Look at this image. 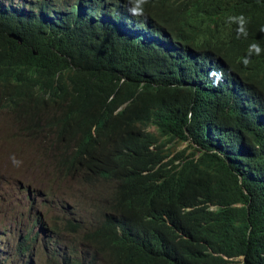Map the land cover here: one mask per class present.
<instances>
[{"label":"trees","instance_id":"1","mask_svg":"<svg viewBox=\"0 0 264 264\" xmlns=\"http://www.w3.org/2000/svg\"><path fill=\"white\" fill-rule=\"evenodd\" d=\"M98 2L0 0L2 108L95 195L52 223L69 238L45 264H264V0ZM35 239L0 264H31Z\"/></svg>","mask_w":264,"mask_h":264},{"label":"rangeland","instance_id":"2","mask_svg":"<svg viewBox=\"0 0 264 264\" xmlns=\"http://www.w3.org/2000/svg\"><path fill=\"white\" fill-rule=\"evenodd\" d=\"M39 1L4 0L7 5L26 9L31 7L30 3L38 4ZM71 1L47 0L51 5L56 4L60 10H64L69 2V5L72 4ZM0 112V256H13L17 240L31 231L32 235L36 236V241L30 253V263L45 264L43 242L49 240L52 246H65L69 238L68 234L59 230L52 233V223L61 221L63 215L68 216L77 204H90L95 195L88 193L81 184L79 168L64 175L54 160L50 159L53 156L51 151L55 149L54 146L49 148L51 136L38 129L37 133L30 129L29 134L24 132V123L16 122L13 114L2 108V103ZM53 114L51 108L42 109L38 114V124L44 125ZM186 145L187 143H179L171 150L176 153ZM107 192L109 186L104 184L102 199L107 197ZM33 219H39V225L32 227L35 222ZM41 227H46L47 230ZM75 244L76 242L70 247ZM234 262L232 264H237L238 261ZM11 264H18L17 258L11 259Z\"/></svg>","mask_w":264,"mask_h":264},{"label":"bare ground","instance_id":"3","mask_svg":"<svg viewBox=\"0 0 264 264\" xmlns=\"http://www.w3.org/2000/svg\"><path fill=\"white\" fill-rule=\"evenodd\" d=\"M113 1H114V0H113ZM188 1H189V0H188ZM190 1H191V0H190ZM192 1H196V0H192ZM116 2H117V1H116ZM84 3H85V2H84ZM84 3H83V4H84ZM92 3H93V2H92ZM95 3H96V2H95ZM98 3H99V2H98ZM98 3H97V4H98ZM114 3H115V2H114ZM88 4H89V2H88ZM235 4H236V3H235ZM89 5H90V4H89ZM93 5H95V4H93ZM122 5H123V4H122ZM162 5H163V4H162ZM232 5H233V4H232ZM95 6H96V5H95ZM163 6L165 7V5H163ZM173 6H174V5H173ZM248 6H249V5H248ZM248 6H246V7H248ZM251 6H252V5H251ZM251 6H250V7H251ZM92 7H93V6H92ZM226 7H229V6H226ZM226 7H223V8H226ZM246 7H245V8H246ZM250 7H249V8H250ZM84 8H85V7H84ZM95 8H96V7H95ZM95 8H94V9H95ZM223 8H222V9H223ZM249 8H248V9H249ZM1 9H2V8H1ZM82 9H83V8H82ZM94 9L92 8V9H90V10H93V11H94ZM100 9H101V8H100ZM100 9H99V10H100ZM220 9H221V8H220ZM220 9H219V10H220ZM246 9H247V8H246ZM248 9H247V11H248ZM3 10H4V8H3ZM11 10H12V9H11ZM66 10H67V9H66ZM117 10H118V9H117ZM120 11H121V10H120ZM214 11H216V9H215ZM261 11H262V10H261ZM15 12H16V11H15ZM21 12H22V11H21ZM51 12H52V11H51ZM53 12H54V11H53ZM83 12H85V11H83ZM87 12H88V11H87ZM89 12H90V11H89ZM174 12H175V11H174ZM174 12H172V13H174ZM232 12H233V11H232ZM245 12H246V11H245ZM102 13H103V12H102ZM117 13H118V12H117ZM119 13H120V12H119ZM124 13H126V12H124ZM124 13H123V14H124ZM169 13H170V12H169ZM212 13H213V12H212ZM212 13H211V14H212ZM243 13H244V12H243ZM19 14H20V13H19ZM48 14H49V13H48ZM81 14H82V13H81ZM81 14H80V16H81ZM100 14H101V13H100ZM123 14H121V16H122ZM127 14H128V13H127ZM166 14H167V13H166ZM214 14H215V13H214ZM214 14H213V15H214ZM240 14H241V13H240ZM56 15H58V14H56ZM125 15H126V14H125ZM226 15H227V14H226ZM236 15H237V14H236ZM58 16H59V15H58ZM72 16H73V15H72ZM85 16H86V15H85ZM87 16H89V15H87ZM130 16H131V15H130ZM130 16H128V18H129ZM165 16H166V15H165ZM167 16L169 17V15H167ZM209 16H211V15H209ZM258 16H259V15H258ZM123 17H124V16H123ZM125 17H126V16H125ZM125 17H124V18H125ZM222 17H223V16H222ZM236 17H237V16H236ZM51 18H52V17H51ZM55 18H57V17H55ZM55 18H54V19H55ZM86 18H87V17H86ZM103 18H104V17H103ZM119 18H120V15H119ZM163 18H164V15H163ZM153 19H154V17H153ZM106 20H107V19H106ZM129 20H130V19H129ZM133 20H134V18H133ZM226 20H227V19H226ZM226 20H225V21H226ZM231 20H232V19H231ZM55 21H56V20H55ZM144 21H145V20H144ZM168 21H169V20H168ZM171 21H172V20H170V23H172ZM228 21H230V20H228ZM126 22H127V21H126ZM131 22H132V21H131ZM131 22L129 21V23H131ZM142 22H143V21H142ZM147 22H148V21H147ZM173 22H174V21H173ZM226 22H227V21H226ZM228 23H229V22H228ZM131 24H132V23H131ZM134 24H135V23H134ZM145 24H146V23H144V26H145ZM147 24H148V23H147ZM177 25H179V24H177ZM194 25H197V24H194ZM194 25H191V26H194ZM218 26H219V25H218ZM137 27H138V26H137ZM146 27H147V26H146ZM195 27H196V26H195ZM215 27H216V26H215ZM226 27H227V25H226ZM187 28H188V27H187ZM148 29H150V28H148ZM153 29H155V26H154V28H152V30H153ZM155 30H156V29H155ZM219 30H220V29H219ZM143 31H144V30H143ZM157 31L159 32V30H157ZM181 31H182V29H181ZM209 31H210V30H209ZM211 31H214V30H211ZM211 31H210V32H211ZM145 32H147V31H145ZM152 32H153V31H152ZM154 32H155V31H154ZM223 32H224V31H223ZM182 33H183V32H182ZM187 33H188V32H187ZM212 33H213V32H211V35H212ZM23 34H24V33H23ZM146 34H147V33H146ZM146 34H145V35H146ZM149 34H150V33H149ZM160 34H161V32H160ZM184 34H185V33H184ZM220 34H221V33H220ZM224 34H225V33H224ZM129 35H130V34H129ZM150 35H151V34H150ZM180 35H181V34H180ZM0 36H1V35H0ZM22 36H23V35H22ZM181 36H182V35H181ZM223 36H224V35H223ZM149 37H151V36H149ZM153 37H154V36H153ZM168 37H169V36H168ZM209 37H210V36H209ZM225 37L228 38L227 36H225ZM156 38H157V36H156ZM157 39H158V38H157ZM168 39H169V38H168ZM219 39H220V38H219ZM169 40H171V39H169ZM211 40H214L213 37H212ZM221 40H222V39H221ZM224 40H225V39H224ZM152 41H153V39H152ZM156 41H157V40H156ZM219 41H220V40H219ZM222 41H223V40H222ZM226 41H227V39H226ZM170 42H171V41H170ZM212 42L214 43V41H212ZM216 42H217V41H216ZM220 42H221V41H220ZM165 43H168V42H165ZM171 43H172V42H171ZM173 43H174V42H173ZM173 43H172V44H173ZM148 44H149V43H148ZM148 44H146V45H148ZM221 44H222V43H221ZM225 44H227V42H226ZM228 44H229V43H228ZM149 45H150V44H149ZM149 45H148V46H149ZM152 45H153V44H152ZM174 45H175V43H174ZM208 45H209V44H208ZM167 46H168V45H167ZM199 46H200V45H199ZM169 47H170V46H169ZM171 47H172V46H171ZM171 47H170V48H171ZM175 47H176V46H175ZM209 47H210V46H209ZM229 47H231V45H230ZM167 48H168V47H167ZM225 48H226V47H225ZM176 49H177V47H176ZM209 49H210V48H209ZM169 50H170V49H169ZM169 50H168V52H169ZM171 50H172V49H171ZM178 50H179V49H178ZM180 50H181V49H180ZM184 50H185V49H184ZM244 50H245V49H244ZM172 52H173V50H172ZM177 52H178V51L176 50V53H177ZM187 52H188V50H187ZM194 53H195V52H194ZM172 54H174V53H172ZM180 54H181V53H180ZM183 54H184V52H183ZM238 54H239V53H238ZM174 55H175V54H174ZM196 55H197V54H196ZM198 55H199V54H198ZM240 55H241V53H240ZM242 55H243V54H242ZM242 55H241V56H242ZM193 56H194V55H193ZM180 57H181V56H180ZM194 57H195V56H194ZM190 58H191V57H190ZM201 58H202V57H201ZM205 58H206V57H205ZM192 60H193V59H192ZM201 60H202V59H201ZM44 61H45V60H44ZM193 61H194V60H193ZM195 61H197V60H195ZM203 61H206V60H203ZM236 61H237V60H236ZM241 61H243V59H242ZM262 61H263V60H262ZM262 61H261V62H262ZM254 62H255V61H254ZM258 62H259V61H258ZM198 63H199V62H198ZM236 63H237V62H236ZM259 63H260V62H259ZM259 63H258V64H259ZM263 63H264V62H263ZM209 64H210V63H209ZM211 64H212V63H211ZM256 64H257V63H256ZM261 64H262V63H261ZM241 65H242V64H241ZM211 66H212V65H211ZM239 66H240V65H239ZM249 66H250V65H249ZM253 66H254V65H253ZM253 66H252V67H253ZM244 67H245V66H244ZM247 67H248V65H247ZM202 69H203V68H202ZM225 69H226V68H225ZM239 69H240V67H239ZM203 70H204V69H203ZM249 70H250V68H249ZM261 70H262V69H261ZM200 71H201V70H200ZM208 71H209V70H208ZM215 71H216V70H215ZM250 71H251V70H250ZM250 71H249V73H250ZM259 71H260V70H259ZM259 71H258V72H259ZM224 72H225V71H224ZM251 72H252V71H251ZM244 73H245V72H244ZM244 73H243V74H244ZM249 73H248V75H249ZM228 74H229V73H228ZM217 75H218V74H217ZM205 76H207V75H205ZM215 80H216V79H215ZM217 80H219V79H217ZM220 80H221V79H220ZM257 80H258V79H257ZM257 80H256V81H257ZM235 81H236V80H235ZM237 81H238V80H237ZM253 81H254V80H253ZM165 82H166V81H165ZM199 82H200V80H199ZM201 82H206V81H201ZM251 82H252V81H251ZM263 82H264V81H263ZM176 83H177V82H176ZM253 83L255 84V82H253ZM259 83H260V82H259ZM172 84H173V83H172ZM242 84H243V83H242ZM249 84H250V83H249ZM239 85H240V84H239ZM243 85H244V84H243ZM261 85H262V84H261ZM261 85H260V86H261ZM232 86H233V85H232ZM244 86H245V85H244ZM258 86H259V85H258ZM100 88H101V87H100ZM178 88H179V87H178ZM231 88H232V87H231ZM237 88H238V87H237ZM262 88H263V87H262ZM246 89H247V88H246ZM246 89H244V90H246ZM248 89H249V88H248ZM175 90H176V89H175ZM234 90H235V89H234ZM237 90H238V89H237ZM260 90H261V89H260ZM231 91H232V90H231ZM242 91H243V90H242ZM248 91H249V90H248ZM61 93H62V92H61ZM159 93H160V92H159ZM244 93H245V92H244ZM210 95H211V93H210ZM241 95H242V94H241ZM253 95H254V94H253ZM255 95H257V94H255ZM255 95H254V96H255ZM181 96H186V94H185V95H181ZM254 96H253V98L256 97V96H255V97H254ZM236 97H237V96H236ZM173 98H174V97H173ZM184 98H185V97H184ZM184 98H183V99H184ZM240 98H241V97H240ZM244 98H247V97H244ZM257 98H258V97H257ZM209 99H210V98H209ZM215 99H216V98H215ZM217 99H218V98H217ZM248 99H249V97H248ZM248 99H247V100H248ZM179 100H180V99H179ZM244 100H245V99H244ZM252 100H253V99H252ZM255 100H256V99H255ZM245 101H246V100H245ZM250 101H251V100H250ZM260 102H261V101H260ZM242 103H243V102H242ZM244 103H245V102H244ZM250 103H251V102H250ZM253 103H254V102H253ZM255 103H256V102H255ZM258 103H259V101H258ZM261 105H262V104H261ZM206 106H207V105H206ZM247 106H248V105H247ZM250 106H251V105H250ZM252 106H253V105H252ZM204 107H205V106H204ZM260 107H261V106H260ZM260 107H259V108H260ZM206 109H209V108L206 107ZM206 109H205V110H206ZM251 109H252V108H251ZM133 110H134V109H133ZM200 110H201V109H200ZM2 111H3V110H2ZM250 111H251V110H250ZM258 111H261V110H258ZM254 112H255V111H254ZM0 113H1V112H0ZM2 113H3V112H2ZM255 113H256V112H255ZM255 113H254V114H255ZM257 113H258V112H257ZM199 114H200V113H199ZM202 114H203V112H202V110H201V114H200V115H202ZM263 114H264V113H263ZM9 116H10V115H9ZM9 116H8V117H9ZM258 116H259V115H258ZM242 117H243V116H242ZM260 117H261V116H260ZM41 118H42V117H41ZM201 118H202V117H201ZM263 119H264V118H263ZM261 121H262V120H261ZM263 123H264V122H263ZM9 124H10V123H9ZM9 124H8V125H9ZM15 124H16V123H15ZM24 124H25V123H24ZM16 125H17V124H16ZM19 127H20V126H19ZM23 127H24V126H23ZM233 127H234V126H233ZM54 128H55V127H54ZM231 129H232V128H231ZM17 130H18V129H17ZM43 130H44V129H43ZM53 130H54V129H53ZM53 130H52V131H53ZM26 131H27V130H26ZM31 131H32V130H31ZM239 131H240V130H239ZM32 132H33V131H32ZM241 132H242V130H241ZM20 133H21V132H20ZM40 134H41V133H40ZM44 134H45V133H44ZM240 134H242V133H240ZM243 134H244V133H243ZM246 134H247V133H246ZM16 135H17V134H16ZM62 135H63V134H62ZM212 135H213V134H212ZM235 135H236V134L234 133V137H235ZM238 135H239V134H238ZM248 135H249V133L247 134V136H248ZM33 136H34V135H33ZM77 136H78V135H77ZM244 136H245V134H244ZM38 138H39V137H38ZM47 138H48V137H47ZM51 138H52V137H51ZM235 138H236V137H235ZM45 139H46V138H45ZM233 139H234V138H233ZM236 139H237V141H239L238 138H236ZM239 139H240V138H239ZM32 140H33V139H32ZM32 140H31V142H32ZM240 140H241V139H240ZM34 141H35V140H34ZM35 143H36V142H35ZM69 143H70V142H69ZM25 144H26V143H25ZM46 144H47V143H46ZM221 144H222V143H221ZM222 145H223V144H222ZM225 146H226V145H225ZM225 146H224V147H225ZM227 148H228V147H227ZM75 149H76V148H75ZM64 150H65V149H64ZM60 151H61V150H60ZM66 151H67V150H66ZM224 151H225V150H224ZM53 153H54V152H53ZM67 153H68V152H67ZM83 154H84V153H83ZM83 154H82V155H83ZM234 154H236V153H234ZM64 155H65V154H64ZM72 156H73V155H72ZM79 156H80V153H79ZM226 156H227V154H226ZM230 156H231V155H230ZM238 156H239V155H238ZM58 157H59V156H58ZM63 157H64V156H63ZM228 157H229V154H228ZM55 158H56V157H55ZM232 158H233V157H232ZM234 158H235V157H234ZM236 158H237V157H236ZM39 159H40V158H39ZM45 159H46V158H45ZM50 159H52V158H50ZM63 159H64V158H63ZM67 159H68V158H67ZM238 159H239V158H238ZM240 159H242V158H240ZM243 159H244V158H243ZM40 160H41V159H40ZM81 160H82V159H81ZM83 161H84V159H83ZM43 163H44V162H43ZM83 163H84V162H83ZM36 166H37V165H36ZM43 167H44V166H43ZM50 168H51V167H50ZM32 170H33V168H32ZM245 170H246V169H245ZM245 170H244V173H245ZM36 171H37V170H36ZM36 171H35V172H36ZM62 172H63V171H62ZM251 172H252V170H251ZM32 173H33V172H32ZM43 173H44V172H43ZM60 173H61V172H60ZM231 173H232V172H231ZM231 173H229V174H231ZM249 173H250V172H249ZM232 174H233V173H232ZM250 175H252V174H250ZM42 176H43V175H42ZM55 176H56V175H55ZM232 176H234V175H232ZM254 176H255V175H254ZM258 176H259V175H258ZM260 176H262V175H260ZM39 177H40V176H39ZM248 177H249V176H248ZM255 177H256V176H255ZM24 178H25V177H24ZM40 178H41V177H40ZM41 179H42V178H41ZM257 179H258V178H257ZM260 179H261V178H260ZM262 179H263V178H262ZM262 179H261V180H262ZM21 183H22V182H21ZM66 184H67V183H66ZM65 186H66V185H65ZM26 191H27V190H26ZM74 194H75V193H74ZM75 201H76V200H75ZM30 218H31V217H30ZM32 221H33V220H32ZM62 221H63V220H62ZM35 222H36V221H35ZM37 222H38V221H37ZM36 224H37V223H36ZM37 225H39V224H37ZM16 227H17V226H16ZM5 228H6V227H5ZM41 228H42V227H41ZM8 229H9V228H8ZM8 229H7V230H8ZM44 229H46V227H45ZM19 230H20V229H19ZM23 230H24V229H23ZM46 230H47V229H46ZM15 231H16V230H15ZM37 231H38V230H37ZM42 231H43V230H42ZM24 233H25V232H24ZM47 234H48V233H47ZM19 235H20V234H19ZM8 240H9V239H8ZM46 240H47V239H46ZM5 241H6V240H5ZM25 241H26V240H25ZM48 241H49V240H48ZM50 241H51V240H50ZM27 245H28V244H27ZM22 246H23V245H22ZM46 246H47V245H46ZM60 248H61V246H60ZM48 249H49V245H48ZM53 249H54V248H53ZM1 251H2V250H1ZM25 251H27V249H26ZM25 251H24V252H25ZM9 252H10V251H9ZM54 252H55V250H54ZM14 253H15V252H14ZM14 253H12V254H14ZM27 254H28V253H27ZM1 255H2V254H1ZM60 257H61V256H60ZM0 258H2V257H0ZM10 260H11V259H10ZM75 262H76V261H75ZM76 263H77V262H76ZM8 264H9V263H8Z\"/></svg>","mask_w":264,"mask_h":264},{"label":"clouds","instance_id":"4","mask_svg":"<svg viewBox=\"0 0 264 264\" xmlns=\"http://www.w3.org/2000/svg\"><path fill=\"white\" fill-rule=\"evenodd\" d=\"M95 1H99V2H102L104 4V12H108L109 11V7L110 6H109L107 0H95ZM57 2H59V1H57ZM71 2H73V0ZM145 3H147V0H138V4H145ZM132 12H133L134 15H142L143 14V9H142V7H137L135 9H133ZM150 131L153 132V129H150Z\"/></svg>","mask_w":264,"mask_h":264},{"label":"water","instance_id":"5","mask_svg":"<svg viewBox=\"0 0 264 264\" xmlns=\"http://www.w3.org/2000/svg\"><path fill=\"white\" fill-rule=\"evenodd\" d=\"M9 36H10V38L17 40L19 44L22 43V40L18 36H16L15 34H10ZM34 54H36V53H34Z\"/></svg>","mask_w":264,"mask_h":264}]
</instances>
